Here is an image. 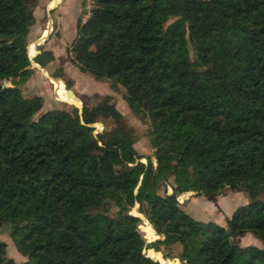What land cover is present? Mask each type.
<instances>
[{
    "label": "trees",
    "instance_id": "obj_1",
    "mask_svg": "<svg viewBox=\"0 0 264 264\" xmlns=\"http://www.w3.org/2000/svg\"><path fill=\"white\" fill-rule=\"evenodd\" d=\"M93 3L72 60L121 84L129 106L149 117L156 166L136 162L133 133L108 99L34 118L43 99L17 86L38 54L39 43L27 45L33 11L28 0H0V227L22 264H161L160 244L175 242L183 264H264L263 249L237 241L251 233L264 243V0ZM42 54L34 61L44 66ZM107 117L117 124L95 135L89 124ZM167 182L172 193L160 194ZM225 187L250 199L226 226L193 218L177 199L197 191L216 202ZM108 200L114 216L91 211ZM141 234L164 237L148 257ZM0 264H15L2 242Z\"/></svg>",
    "mask_w": 264,
    "mask_h": 264
},
{
    "label": "rangeland",
    "instance_id": "obj_2",
    "mask_svg": "<svg viewBox=\"0 0 264 264\" xmlns=\"http://www.w3.org/2000/svg\"><path fill=\"white\" fill-rule=\"evenodd\" d=\"M28 1L30 2L31 9L33 11L34 21L30 26L29 33L27 35V45L29 44L33 48L36 44L33 45L30 42H32L35 37H39L41 35V29L43 27H50L49 34L46 36V38H48L46 45L38 44L42 42L40 41L37 43L38 45L36 48L44 53L42 54V57L45 61V65L41 66L37 63L41 66V68L32 67L31 65L30 67L32 72L30 76L25 81L17 85L24 97L40 96L43 99L42 107L34 114V118H37L44 112L53 109H65L67 111H73L76 109L79 113H81L83 107H93L100 101L108 99V101L113 104L121 114V118L119 120L120 124L133 133V147L137 153L136 162L140 161L147 165L149 158L152 161L153 166H156L154 149L150 145L151 121L149 117L142 112H136L129 106L125 99V90L121 84L109 78H98L88 71L83 72L79 68L78 64L72 60V55L70 53L71 43L76 37L78 26L84 24L91 16L92 10L94 9L93 0H84L80 12L64 24L60 22V19L57 16L58 14L54 12V7L50 11H46L43 7L46 0ZM174 19L175 18H170L167 20L165 26L173 22ZM189 53L191 59H194V52L190 45ZM42 69L46 70V73H44ZM51 79H61L65 84L68 97L78 98H73V100H69V102L76 103L79 106L66 102L67 100L61 98L60 96H65L64 98L68 99L67 96L61 92V94H58L59 92L57 90L58 95L55 96L54 85L51 82ZM15 80H18V77H16ZM2 83L5 86H13L10 80H2ZM116 124L117 122L114 118L107 117L101 118L89 125L94 128L93 133L97 135L98 133L113 128ZM165 191H167V193L172 191L169 182L162 185L159 189L160 194H164ZM188 192L191 194L186 193L182 196L179 194L177 199L180 200L179 202H182L187 196H189L187 202L189 201L191 203L190 206L187 204L183 205L184 211L193 216V218H200L203 219V221H215L217 218H221L222 214L220 212H222V209L216 205L218 200L221 202L224 212L225 210L229 212L231 209L244 205L250 200L245 190L237 191L229 187H225L220 191L216 198V202L208 200L204 195L199 193H193L197 191ZM135 193H137V188L135 189ZM136 204L139 205L144 215L143 205L139 202H135L134 206H136ZM132 208L128 209L129 214L133 216L140 215L136 209H134V211H136L137 215L132 214ZM91 211L106 212L109 216H114L118 211V208L112 201L108 200L100 207L92 209ZM195 213L199 214V216H196ZM225 221L226 219H224V221L222 219L218 220V224L226 226ZM141 222L142 218L140 219L139 224ZM161 238L162 239H159L157 237L154 240H150V242L146 245L144 241L143 252L150 248L149 244L151 242L155 240H163L164 237L162 236ZM237 241L240 246H255L264 250V243L251 233L244 234L239 237ZM0 242L5 244L6 259L12 260L15 264H22L26 261L27 258L18 250L13 242L7 226L0 227ZM160 251L164 256L174 259L176 264H183L182 260L179 258V254L181 252L180 243H161ZM161 254H158L159 258L162 257Z\"/></svg>",
    "mask_w": 264,
    "mask_h": 264
},
{
    "label": "crops",
    "instance_id": "obj_3",
    "mask_svg": "<svg viewBox=\"0 0 264 264\" xmlns=\"http://www.w3.org/2000/svg\"><path fill=\"white\" fill-rule=\"evenodd\" d=\"M83 1L84 0H46L45 1V5H43V7L46 9V11H50L54 7L53 8V9H55L54 12H56L58 14L57 16L60 19V22H62V24H64V23H67L69 20L72 19L73 16H76L80 12V9H81V6L83 4ZM46 6H47V8H46ZM49 28H50L49 26L43 27L41 29L42 30L41 31V35L39 37H35L34 40H32V42H30V43L35 45L38 42L42 41L39 44L40 45H46V42L48 40V38H46V36L49 34ZM48 46H49V44H48ZM36 48H37V45H36ZM39 51L41 52V50H39ZM39 51H38V54L40 53ZM42 70H43L44 73H46V70H44V69H42ZM54 80L55 79H51V82L54 85L55 96H57L58 94H57V91H56V86L54 84ZM65 95L67 96L68 99H73V98L78 99L77 97L69 98L67 92L65 93ZM63 97H65V96H63ZM66 102H68L70 104H76V103H73V102H69V100H67ZM77 106H79V105H77ZM188 198H189V196H187L186 199H184V201H182L181 203H184V205L187 204L188 206H190L191 202H189V201L187 202ZM216 205H218L222 209V212H220L222 214L221 218L220 217H219V219L217 218L216 219L217 222H216V220L215 221L212 220L213 222H215L217 224H218V220H221V219L223 221H224V219L227 220V218H229L231 216V214L233 213V211L236 209V208L235 209H231V211H229V212L225 210V212H224L222 204H221V202L219 200H218V202H216ZM195 214H196V216H199V214H197V213H195ZM198 220L203 221V219H200V218H198ZM225 224H226V221H225ZM219 225H221V224H219Z\"/></svg>",
    "mask_w": 264,
    "mask_h": 264
},
{
    "label": "water",
    "instance_id": "obj_4",
    "mask_svg": "<svg viewBox=\"0 0 264 264\" xmlns=\"http://www.w3.org/2000/svg\"><path fill=\"white\" fill-rule=\"evenodd\" d=\"M39 51V50H38ZM40 52V51H39ZM29 58H30V61H31V65H32V67H39V68H41V66L40 65H38L35 61H34V59L33 58H31L30 56H29ZM170 193H172V191L171 192H168V194H170ZM194 194H197L198 192H193ZM136 217H138L139 219H141V217L140 216H136ZM155 233L157 234V235H159L158 233H157V231L155 230ZM142 237L144 238V241H145V245L147 244V243H149L150 242V240H147L143 235H142ZM160 251V250H159ZM144 254H145V256H147L146 255V253L145 252H143ZM163 255V254H162ZM164 256V255H163ZM148 257V256H147ZM150 258V257H149ZM161 263V262H160ZM162 264V263H161Z\"/></svg>",
    "mask_w": 264,
    "mask_h": 264
},
{
    "label": "bare ground",
    "instance_id": "obj_5",
    "mask_svg": "<svg viewBox=\"0 0 264 264\" xmlns=\"http://www.w3.org/2000/svg\"><path fill=\"white\" fill-rule=\"evenodd\" d=\"M28 55H29V53H28ZM39 68V67H38ZM71 101L73 100V99H70ZM74 105H76V104H74ZM77 106V105H76ZM191 194V193H190ZM138 216H140V217H142L145 221H147L146 220V218L144 217V216H142V215H138ZM148 222V221H147ZM162 236H159L158 238L159 239H162L161 238ZM150 240H154V239H150ZM158 253H160L161 254V252H158ZM156 254V253H155ZM161 256H162V260H157V261H159V262H161L162 264H166L165 262H164V258H163V255L161 254ZM151 259H153L151 256H149ZM153 260H156V259H153ZM168 264H176L175 263V260H172V261H170Z\"/></svg>",
    "mask_w": 264,
    "mask_h": 264
}]
</instances>
